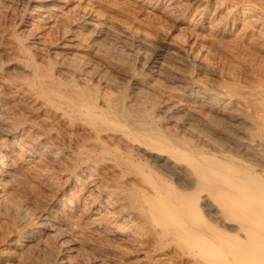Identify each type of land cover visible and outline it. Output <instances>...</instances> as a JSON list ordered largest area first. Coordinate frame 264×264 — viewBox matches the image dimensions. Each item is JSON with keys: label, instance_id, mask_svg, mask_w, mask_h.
<instances>
[{"label": "bare ground", "instance_id": "bare-ground-1", "mask_svg": "<svg viewBox=\"0 0 264 264\" xmlns=\"http://www.w3.org/2000/svg\"><path fill=\"white\" fill-rule=\"evenodd\" d=\"M74 1L0 0V264H264V0Z\"/></svg>", "mask_w": 264, "mask_h": 264}, {"label": "rangeland", "instance_id": "rangeland-1", "mask_svg": "<svg viewBox=\"0 0 264 264\" xmlns=\"http://www.w3.org/2000/svg\"><path fill=\"white\" fill-rule=\"evenodd\" d=\"M112 1H114V5H112V7L114 6L113 8H112V7L110 8V7H108V6H103V5H102V7H101L102 11H103V12L105 11L104 14L106 13V14H105L106 17H109V18L111 17V19H114V20H115V19H118V18H122V17H123L124 19H126V20L129 19V20L131 21V24L134 23L133 25H136L137 28H138V27L140 28L141 26H143L142 23H141V22L143 21L141 18H143V17H144L143 19H144L145 22H146V21H150V22H159V21H160V20L158 19V18H159L158 16L160 15V10H159V9H155V10H154L153 8H142V9H141V7H138V6H136V5L134 6L133 3H130V5H129V0H128V1H127V0H126V1H125V0H120V1H119V0H112ZM115 1H117L119 4L122 3V5H121V4L118 5L117 2H116V3H117V4H116ZM131 1H132V0H130V2H131ZM158 1H159V0H152L153 3H157ZM74 2H75V3H73L72 5L76 4V3H77V0H75ZM123 3H124V4H123ZM126 3H127V4H126ZM124 5H125V6H124ZM127 5H129L130 8H129V6H127ZM131 5H132V6H131ZM126 6H127V7H126ZM115 7H116V8H115ZM119 7H121V8H119ZM122 7H123V8H122ZM133 7H134L135 9H134ZM137 7H138L140 10L136 9ZM118 9H124V10H123V12H121L122 10L119 11ZM128 9H129V10H128ZM130 9H131V12H130ZM132 9H133V10H132ZM143 9H144V10H143ZM145 9H146V11H145ZM136 10H137V12H136ZM113 11H114V13H113ZM133 11L136 12V13H134ZM138 11H139V13H138ZM149 11H150V12H149ZM125 12H126V14H125ZM132 12H133V14H132ZM142 12H143V13H142ZM146 12H147L148 14H146L147 16L145 15V16H146V17H145L144 14H145ZM151 12H152V13H151ZM107 13H108V14H107ZM130 13H131V14H130ZM150 13H151V14H150ZM153 13H156V14L154 15ZM124 14H125V16H124ZM134 14H135L136 16H135ZM109 15H110V16H109ZM113 15H114L115 17H114ZM116 15H117V16H116ZM130 15L132 16V18H131ZM142 15H143V16H142ZM133 16H134V17H133ZM139 16H141V17H139ZM148 16L153 17V19H152L151 17H148ZM160 16H161V15H160ZM190 16H192V14H191ZM116 17H117V18H116ZM123 18H122V19H123ZM190 18H191V17H190ZM138 19H140V21H139ZM145 19H146V20H145ZM129 20H128V22H129ZM136 21H137V22H136ZM135 23H136V24H135ZM228 240H231V239H228ZM229 258H230V257H229ZM230 261L234 262V259L231 257V258H230ZM197 262H200V261L197 260Z\"/></svg>", "mask_w": 264, "mask_h": 264}]
</instances>
